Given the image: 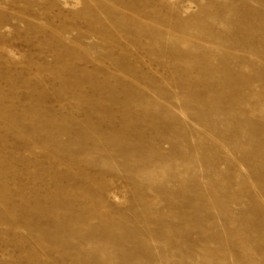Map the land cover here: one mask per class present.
I'll return each mask as SVG.
<instances>
[{"label": "rangeland", "instance_id": "1", "mask_svg": "<svg viewBox=\"0 0 264 264\" xmlns=\"http://www.w3.org/2000/svg\"><path fill=\"white\" fill-rule=\"evenodd\" d=\"M0 264H264V0H0Z\"/></svg>", "mask_w": 264, "mask_h": 264}]
</instances>
